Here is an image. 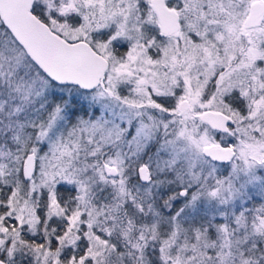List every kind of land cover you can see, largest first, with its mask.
Here are the masks:
<instances>
[{"label":"snow or ice","instance_id":"snow-or-ice-1","mask_svg":"<svg viewBox=\"0 0 264 264\" xmlns=\"http://www.w3.org/2000/svg\"><path fill=\"white\" fill-rule=\"evenodd\" d=\"M0 264H264V0H0Z\"/></svg>","mask_w":264,"mask_h":264}]
</instances>
